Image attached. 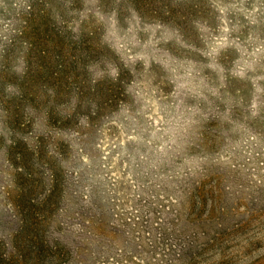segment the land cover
Masks as SVG:
<instances>
[{"label":"rangeland","instance_id":"374dc122","mask_svg":"<svg viewBox=\"0 0 264 264\" xmlns=\"http://www.w3.org/2000/svg\"><path fill=\"white\" fill-rule=\"evenodd\" d=\"M217 2L0 0V264H264V0L209 55Z\"/></svg>","mask_w":264,"mask_h":264},{"label":"clouds","instance_id":"9594fccd","mask_svg":"<svg viewBox=\"0 0 264 264\" xmlns=\"http://www.w3.org/2000/svg\"><path fill=\"white\" fill-rule=\"evenodd\" d=\"M217 8H218L219 13L221 14L220 15V22H221L220 32L222 33V35L214 37V42L210 45L211 52L209 53V55L218 54L220 49L230 46V45H235L237 48L240 47L237 41L230 40L229 35H228L231 32V28L229 27V21L226 15L227 6L219 3V0H218ZM261 50H262L261 48H257L255 52L252 54L255 55ZM173 71H175V69H173ZM189 75H191V70H189ZM253 107H255V104L253 105Z\"/></svg>","mask_w":264,"mask_h":264}]
</instances>
